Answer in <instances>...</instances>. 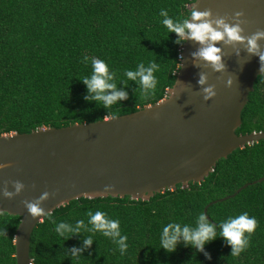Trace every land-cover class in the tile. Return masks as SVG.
<instances>
[{
    "label": "trees",
    "instance_id": "obj_1",
    "mask_svg": "<svg viewBox=\"0 0 264 264\" xmlns=\"http://www.w3.org/2000/svg\"><path fill=\"white\" fill-rule=\"evenodd\" d=\"M191 0H0V133L28 132L40 126H62L88 122L133 111L165 94L175 76L182 43L168 33L160 15L168 11L174 22L188 18ZM87 56L89 60L83 62ZM106 62L116 73L115 83L128 99L110 109L85 100L82 80L92 74L91 59ZM159 65L154 73V96L144 98L139 86L127 80L126 70L140 63ZM135 90V91H134ZM264 129V74H258L240 111L236 133ZM264 174V139L235 148L216 160L200 181L176 184L171 190L155 192L148 199L127 195L73 198L51 210L56 223L73 226L87 212L101 211L119 220L128 248L122 256L110 238L83 231L61 237L47 217L33 227L29 236L30 264H264V179L242 187L234 195L216 200L205 214L214 223L217 238L204 252L181 242L174 252L161 247L163 228L169 223L196 226L203 207L211 200L231 194L244 182ZM247 212L258 226L249 247L238 257L220 237L219 224ZM19 216L0 212V264H15L13 235ZM91 227V225H88ZM93 243L82 255L71 257L69 249Z\"/></svg>",
    "mask_w": 264,
    "mask_h": 264
},
{
    "label": "water",
    "instance_id": "obj_2",
    "mask_svg": "<svg viewBox=\"0 0 264 264\" xmlns=\"http://www.w3.org/2000/svg\"><path fill=\"white\" fill-rule=\"evenodd\" d=\"M211 9L214 15L244 12L248 23L244 35L264 29V0H191L192 10ZM190 18V15L188 16ZM231 22V21H230ZM264 49V40L260 41ZM223 72L194 66L191 53L198 44L184 41L172 84L159 100L133 111L88 122L58 127L40 126L28 132L0 133V188L4 181L19 180L24 190L9 199L0 192V212L18 215L14 230L15 264H30L29 236L41 218H33L22 203L38 198L43 192H55L42 203L45 211L80 196H124L148 199L155 192L184 187L189 181L200 182L215 165L235 148L264 139V129L236 133L240 111L260 74L259 57L243 46H224ZM181 56L183 59H180ZM182 67H180V65ZM208 75L216 95L204 100L198 73ZM231 78L232 84L227 81ZM207 86V84L205 85ZM173 93V95H172ZM264 179V174L244 182L242 187ZM33 184L35 187H33ZM113 185L105 191V186ZM9 191H14L11 184ZM207 216V215H206Z\"/></svg>",
    "mask_w": 264,
    "mask_h": 264
},
{
    "label": "clouds",
    "instance_id": "obj_3",
    "mask_svg": "<svg viewBox=\"0 0 264 264\" xmlns=\"http://www.w3.org/2000/svg\"><path fill=\"white\" fill-rule=\"evenodd\" d=\"M196 0H193L195 5ZM160 15L164 17L162 23L166 26L168 33H175L176 40L174 43L180 44L184 41L191 40L199 45L196 51L192 52L194 66L200 67L196 62L203 61L205 68H211L214 72H223L226 68L223 57L222 47L224 46L236 48L243 46V49L249 56L255 55L259 57L260 75L264 74V49L261 47L260 41L264 40V29H257L251 35H244L245 29L242 25L248 23L244 19V12L237 11L233 15H214L211 9L197 10L192 7L190 18H184L182 21L174 22L169 18L168 11L161 9ZM231 21V22H230ZM180 59H183L181 56ZM89 58L85 56L83 62H87ZM180 65V64H179ZM92 74L90 77L80 79L87 86L88 94L85 95V100L95 101L97 106H102L105 109H110L113 105L122 100L128 99L127 91L118 88L115 81L116 73L109 70L105 61L92 58L91 59ZM182 67V65H180ZM159 65L150 62L146 67L140 63L136 70H126V81L122 83L127 86L128 81H134L141 90L142 96L147 98L154 96L157 87V78L154 75L158 71ZM198 85L201 86L204 100H209L216 95L215 85L208 84V75L205 72L198 73ZM207 84V86H205ZM228 86H231V78L227 81ZM135 91V90H134ZM173 95V93H172ZM107 120L105 117L104 121ZM9 163H0V169L10 167ZM11 184L14 191H9L8 185ZM33 187L35 185L33 184ZM113 185L105 186V191ZM25 188V185L19 180L4 181L0 192L6 198H13L19 195ZM50 195H55V192H43L38 198L31 201L23 200L22 203L27 208L33 218L47 217L56 225L55 231L61 236L70 238L72 235H79L82 230L87 232L101 233L104 237L110 238L117 244L120 254L123 256L128 248L127 236L121 235L119 220L109 219L107 215L101 211L87 212L89 217L88 225H85L83 220L72 224L60 222L56 223L52 219L51 211H45L41 206L44 201L49 199ZM258 226V221L255 217H250L247 212H244L236 217H229L226 221L219 224L220 237H223L225 242L231 246V256L238 257L244 252L250 244V237L255 232ZM216 225L211 223L204 212H201L196 220V226L189 225L181 226L179 223H169L163 228L161 235V247L171 253L176 250L179 243L184 246H192L199 252H204L209 259L210 255L205 251V245L217 238ZM93 243L92 236H87L83 239L82 247H72L69 249L70 256L76 257L82 255L85 249L90 248Z\"/></svg>",
    "mask_w": 264,
    "mask_h": 264
}]
</instances>
